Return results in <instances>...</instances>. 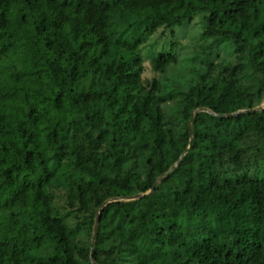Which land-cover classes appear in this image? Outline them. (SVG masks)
Instances as JSON below:
<instances>
[{
    "label": "trees",
    "instance_id": "trees-1",
    "mask_svg": "<svg viewBox=\"0 0 264 264\" xmlns=\"http://www.w3.org/2000/svg\"><path fill=\"white\" fill-rule=\"evenodd\" d=\"M263 102L264 0H0V264H264Z\"/></svg>",
    "mask_w": 264,
    "mask_h": 264
},
{
    "label": "rangeland",
    "instance_id": "rangeland-1",
    "mask_svg": "<svg viewBox=\"0 0 264 264\" xmlns=\"http://www.w3.org/2000/svg\"><path fill=\"white\" fill-rule=\"evenodd\" d=\"M196 25L194 27L192 26H187L185 28H177L176 29V36L178 37V42L182 45H187L190 46L192 44H195V37L194 32L196 31ZM191 47V46H190ZM155 73L151 70L150 68V61L148 58L145 59L144 61V73L143 76L145 78H150L154 75ZM156 75V74H155ZM264 103V102H263Z\"/></svg>",
    "mask_w": 264,
    "mask_h": 264
},
{
    "label": "water",
    "instance_id": "water-1",
    "mask_svg": "<svg viewBox=\"0 0 264 264\" xmlns=\"http://www.w3.org/2000/svg\"><path fill=\"white\" fill-rule=\"evenodd\" d=\"M263 107H264V103H262L261 105H259V106H257V107H253V108H251V109H248V110H258V109H261V108H263ZM201 109L206 110V108H201ZM196 110H199V108L196 109ZM196 110H194V111L191 113V118H192L193 115L195 114V111H196ZM241 111H245V110H237V111H235V112H233V113H229L228 115H235V114H237V113H239V112H241ZM189 129H190V123H189ZM176 164H177V163H176ZM176 164H174V165H176ZM159 179H161V177H158V178L155 180L154 184H155ZM152 190H153V187L151 188V190H150L149 192H151ZM142 195H143L142 193H136V194L127 195V196H116V197L108 198V199H106L105 201H103V203L99 206V208L97 209V212H96V214H95V221H94V224H93V231H92L91 243H90V244H91V247H92L93 242H94V239H95V235H96V231H97V225H98V220H99V210L101 209V207H102L103 205H105L106 203L110 202V201H114V200H118V199H134V198L141 197Z\"/></svg>",
    "mask_w": 264,
    "mask_h": 264
}]
</instances>
